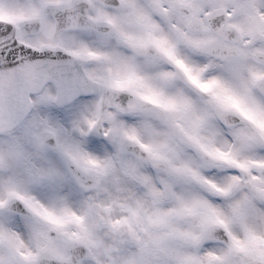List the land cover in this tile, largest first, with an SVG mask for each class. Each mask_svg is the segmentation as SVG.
Returning a JSON list of instances; mask_svg holds the SVG:
<instances>
[{
    "label": "snow or ice",
    "instance_id": "6c2138e0",
    "mask_svg": "<svg viewBox=\"0 0 264 264\" xmlns=\"http://www.w3.org/2000/svg\"><path fill=\"white\" fill-rule=\"evenodd\" d=\"M0 264H264V0H0Z\"/></svg>",
    "mask_w": 264,
    "mask_h": 264
}]
</instances>
